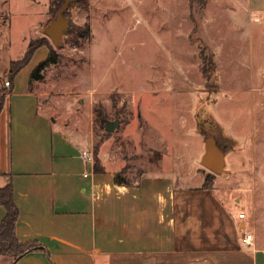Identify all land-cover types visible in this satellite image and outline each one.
Masks as SVG:
<instances>
[{"label": "rangeland", "instance_id": "rangeland-1", "mask_svg": "<svg viewBox=\"0 0 264 264\" xmlns=\"http://www.w3.org/2000/svg\"><path fill=\"white\" fill-rule=\"evenodd\" d=\"M70 6L65 18L73 28L89 24L90 39L67 33L51 43L60 59L44 79L51 92L85 103V116L99 106L118 122L110 134L95 114L93 143L110 168L126 169L131 182L158 170L185 174L193 187L207 179L264 247V9L248 0ZM54 8L53 0H0V74L46 36ZM210 58L213 68L204 66ZM91 84L98 88L89 92ZM210 137L224 151L226 173L201 163Z\"/></svg>", "mask_w": 264, "mask_h": 264}, {"label": "crops", "instance_id": "crops-1", "mask_svg": "<svg viewBox=\"0 0 264 264\" xmlns=\"http://www.w3.org/2000/svg\"><path fill=\"white\" fill-rule=\"evenodd\" d=\"M248 2L264 9V0ZM49 54L47 46L37 48L12 79L10 57L0 74L7 90L0 188L13 186L17 239L38 246L16 264H264L255 237L252 246L244 242L254 234L243 213L205 187L206 180L193 187L184 184L185 174L158 170L118 185L115 175L123 169L110 168L102 147L103 172H95L83 156L95 154V110L85 116L81 100L74 104L71 93L48 90L55 86L49 78L32 80ZM96 88L91 84L89 92ZM5 215L0 206V224Z\"/></svg>", "mask_w": 264, "mask_h": 264}, {"label": "trees", "instance_id": "trees-1", "mask_svg": "<svg viewBox=\"0 0 264 264\" xmlns=\"http://www.w3.org/2000/svg\"><path fill=\"white\" fill-rule=\"evenodd\" d=\"M65 0H53L55 8L51 10V19L50 23L56 18L58 12L62 8ZM84 3L86 5V0H74L70 5L73 6L75 3ZM70 6V8H71ZM68 15V12L65 13V17ZM68 34L74 35L76 41H80L81 43H86L90 39V26L86 24L83 28H70ZM51 40L45 36L38 40H31L28 44V48L24 57L18 61H13L10 64L9 75L12 79L19 71L22 69L28 61L33 56L34 51L41 47L47 46L50 50L49 57L44 62L40 63L32 74V80H40L43 79L44 73L47 68L50 66H56L59 64L60 55L56 52L53 47V43ZM53 45H52V44ZM55 46V45H54ZM204 66L207 64L210 68L214 67V63L211 58L206 62L204 60ZM207 72L204 69V74ZM7 94V90L0 86V112L3 107L4 96ZM95 114L97 119H100V122L103 124L106 123L105 112L101 107L95 108ZM111 134V133H110ZM101 143V142H100ZM101 147V144L95 146V154H94V167L95 172L100 173L103 172V168L100 164V160L98 158V151ZM126 169L116 173L115 181L118 185H131L125 177ZM208 180L205 181V186L207 187ZM0 206L6 209V215L0 224V257L2 258V262L0 264H16L20 261L25 255L28 253L38 250V246L33 243L22 244L19 242L16 236V223L19 218V210L17 205L15 204L14 199V190L12 185H8L4 188H0Z\"/></svg>", "mask_w": 264, "mask_h": 264}, {"label": "water", "instance_id": "water-1", "mask_svg": "<svg viewBox=\"0 0 264 264\" xmlns=\"http://www.w3.org/2000/svg\"><path fill=\"white\" fill-rule=\"evenodd\" d=\"M73 2L74 0H65L56 18L45 29L46 36L55 46L60 44L61 39L66 36L69 29L74 26V23L70 19L65 18V13ZM117 126L118 122H106V132L113 133ZM201 163L203 167L215 174L227 172L225 170L224 151L213 137L206 140L205 153L202 157Z\"/></svg>", "mask_w": 264, "mask_h": 264}, {"label": "built area", "instance_id": "built-area-1", "mask_svg": "<svg viewBox=\"0 0 264 264\" xmlns=\"http://www.w3.org/2000/svg\"><path fill=\"white\" fill-rule=\"evenodd\" d=\"M6 87L10 86V82L7 81L4 83ZM83 156L85 157V159L87 160V162L93 164L94 163V155L91 151H85L83 153ZM240 218H245V214H240L239 215ZM244 242L249 245L252 246L254 244V236L252 234H247L244 238Z\"/></svg>", "mask_w": 264, "mask_h": 264}]
</instances>
